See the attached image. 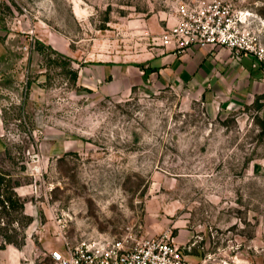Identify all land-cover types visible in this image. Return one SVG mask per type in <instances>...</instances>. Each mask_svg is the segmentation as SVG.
<instances>
[{
    "label": "rangeland",
    "instance_id": "obj_1",
    "mask_svg": "<svg viewBox=\"0 0 264 264\" xmlns=\"http://www.w3.org/2000/svg\"><path fill=\"white\" fill-rule=\"evenodd\" d=\"M188 1L0 0V169L31 218L20 264L164 234L191 264H264V60L219 65L214 87L135 70ZM242 7L264 46V0ZM106 64L130 81L106 87Z\"/></svg>",
    "mask_w": 264,
    "mask_h": 264
},
{
    "label": "built area",
    "instance_id": "obj_2",
    "mask_svg": "<svg viewBox=\"0 0 264 264\" xmlns=\"http://www.w3.org/2000/svg\"><path fill=\"white\" fill-rule=\"evenodd\" d=\"M244 0H195L180 2L173 22L167 24L154 43L156 51L184 53L193 46L224 49L240 61L264 60V46L248 27L250 11ZM48 264H191L170 235L108 242L64 243L48 253Z\"/></svg>",
    "mask_w": 264,
    "mask_h": 264
},
{
    "label": "crops",
    "instance_id": "obj_3",
    "mask_svg": "<svg viewBox=\"0 0 264 264\" xmlns=\"http://www.w3.org/2000/svg\"><path fill=\"white\" fill-rule=\"evenodd\" d=\"M251 61L252 59L250 58H243L240 61H236L224 49L193 46L184 53H175L170 49H167L162 54L157 51L146 63L136 66L135 70L138 76H141V79L147 75L154 76L155 79H160V81L165 83H174L177 85L193 84L196 86L207 82L208 85L214 87L217 81L214 77L217 76L214 71L219 65H222V68L226 70L228 66L233 65L235 68L236 64H239L242 67ZM132 68L134 69V67L128 65L106 64L100 72L99 79L103 80L102 78L110 77L109 80H106V83L109 82L106 84V87L113 85L118 80L121 83L128 82L130 81L129 75ZM229 69L228 77L231 76V78H234L236 75L234 71L236 69L232 67H229ZM2 254L4 264H20L21 252L15 247L7 246L2 251Z\"/></svg>",
    "mask_w": 264,
    "mask_h": 264
},
{
    "label": "trees",
    "instance_id": "obj_4",
    "mask_svg": "<svg viewBox=\"0 0 264 264\" xmlns=\"http://www.w3.org/2000/svg\"><path fill=\"white\" fill-rule=\"evenodd\" d=\"M37 45V51L42 53L45 45L40 42H37ZM47 48L51 50V47ZM57 55L62 57L59 53ZM67 66L71 79L75 81L77 72L70 67L69 61ZM15 186L17 183L13 182L11 176L0 169V240L5 245L21 249L25 240L24 228L30 224L31 218L25 215L24 205L14 191ZM4 217L12 220L3 223Z\"/></svg>",
    "mask_w": 264,
    "mask_h": 264
}]
</instances>
